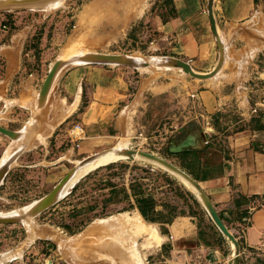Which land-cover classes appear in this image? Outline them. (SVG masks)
<instances>
[{
  "label": "crops",
  "instance_id": "crops-1",
  "mask_svg": "<svg viewBox=\"0 0 264 264\" xmlns=\"http://www.w3.org/2000/svg\"><path fill=\"white\" fill-rule=\"evenodd\" d=\"M208 1L170 0L169 7L143 13L139 28L135 24L131 28L130 48L106 53L155 62L176 58L197 73L211 72L219 59V47ZM212 17L223 51L221 68L213 77L195 79L180 69L154 65L135 69L80 63L57 74L54 89L41 106L38 93L48 72L49 51H43L45 43L40 60L30 51L22 56L23 46L33 34L34 20L26 21L0 45V111L8 115L11 130L22 131L31 124L36 140L43 128L53 124L45 139L54 136L56 146L63 142L75 145L79 154L107 145L123 148L125 137L127 143L140 140L148 127L146 117L156 114L155 110L160 135L190 123L201 126L203 132L208 125L219 134L225 131L214 121L219 119L227 127L222 146L226 167L222 174L199 185L230 233L242 241L238 264H264V0H213ZM12 19L15 25L23 21L16 14ZM7 30V26L2 29L0 37ZM75 124L83 130L78 141L69 134ZM230 125L239 128L229 131ZM185 129L188 132L181 141L192 136L193 149H203L207 136ZM61 155L66 161L71 156L68 150ZM65 163L60 169L62 177ZM129 184L124 186L127 192ZM238 196L248 200L245 224L234 219L233 200ZM204 216L211 239H204L188 216H178L165 225L173 238L167 264H227L232 244Z\"/></svg>",
  "mask_w": 264,
  "mask_h": 264
},
{
  "label": "rangeland",
  "instance_id": "rangeland-1",
  "mask_svg": "<svg viewBox=\"0 0 264 264\" xmlns=\"http://www.w3.org/2000/svg\"><path fill=\"white\" fill-rule=\"evenodd\" d=\"M94 1L96 0H63L54 9L46 7L38 10L2 11L0 33L2 34L3 24L8 30L0 37V45L6 42L12 30H18L26 21L34 20L33 34L25 42L22 56L30 51L40 60L42 44L46 43L47 46L43 49L45 53L49 51L45 61L48 65L46 70H49L54 61L62 60L64 64L61 71L65 67L80 64V57L88 59L98 55L116 56L106 52L129 49V43L133 40L131 28L134 24L139 28L143 13L148 15L163 5L169 7L170 0ZM153 1V6H150ZM126 3L129 6L126 7ZM14 14L23 19L19 25H15V20L12 19ZM69 41V53L66 52L67 55L65 53L64 56L63 52ZM117 59L120 60L119 57ZM143 60L148 63L152 61ZM34 68L38 70L33 67L32 71ZM53 89L54 87L49 95ZM155 111L156 114L146 117L148 129H143L140 140L136 138L127 143L128 138L125 137L122 141L123 148H118V144L107 145L88 154H79L77 147L68 142L56 146L54 136L45 139L53 124H48L41 130L37 140L34 138L36 142L33 134L28 139L23 137L20 140H11L0 134V164L8 154L19 146H24L0 184V216L21 213L44 197L63 175L60 169L66 160L61 154L67 150L71 156L66 158L69 160L65 163L66 173L74 167L78 171V179L64 188L60 199L49 209L29 220L0 224V255H6L0 259V264H167L173 238L165 225L172 216L191 217L194 227L203 233L204 239H211L212 234L204 215L209 219L210 216L188 181L174 173L139 157L130 160L126 154L121 153L124 156L121 159L81 174L82 169L88 166L87 160L90 157L109 150L120 151L121 148L153 154L183 171L185 163L177 155L180 153H172L170 149L181 142L182 136L186 134L184 128L195 133L202 128L196 123H190L180 127L177 132L162 131L163 134L160 135L158 128L156 129L158 110ZM7 118L4 110L3 113L0 111V125L9 129L11 122ZM215 120L217 125L220 124L218 127L225 128V131L223 129L219 134L213 133L208 125L206 132L201 131L207 136L206 142L210 145L202 155L203 163L215 164L223 160L218 150L224 145L227 127L219 119L214 118ZM224 120L226 123V118ZM236 128L239 126L230 125L229 131ZM193 150L203 151L204 148L186 151ZM145 170L151 171L153 178L157 180L155 184H151L149 178L143 179L146 184L144 187L152 188L158 200L156 212L149 213L147 219L139 213L124 187L126 182L129 184L132 181V176H144ZM210 221L214 225L211 219ZM78 222L84 224L75 233H70L63 227L67 225L74 229ZM214 227L217 229L215 225ZM219 233L221 234L220 231Z\"/></svg>",
  "mask_w": 264,
  "mask_h": 264
},
{
  "label": "water",
  "instance_id": "water-1",
  "mask_svg": "<svg viewBox=\"0 0 264 264\" xmlns=\"http://www.w3.org/2000/svg\"><path fill=\"white\" fill-rule=\"evenodd\" d=\"M55 1L57 0H0V12L2 11L12 12V11H22V10H32V9L38 10V9L46 8L47 6H51L52 4L55 3ZM212 4H213V0H209L207 4V12L210 18V23L213 29V34L217 38V44L219 47V59L214 69L207 74H200V73L195 72L187 62L176 59V58H161L155 63L150 64L141 58H134V57H128L125 55L116 54V56L98 55V56L91 57L88 59L80 57L81 62L79 63L127 66V67H131L135 69L148 68L150 67V65H154V66L161 67V68L180 69L183 73L195 79L202 80V79L211 78L220 70L222 61H223V51H222L221 44L218 40L214 20L212 17ZM108 57H112V59ZM117 57H119L120 60L116 59ZM63 64L64 62L62 60H56L50 66L47 72V75L38 93V105L39 106H41L43 102L45 101L53 85V82L57 74L59 73L60 69L62 68ZM31 127H32L31 124H29V126L22 131H14V130L7 129L0 125V134L8 137L11 140H20L23 137L25 139H28V136L31 137L30 135H32ZM25 134L27 135L26 137H25ZM192 146H193V137L188 136L186 139L181 141L178 145L172 147L170 151L172 153H182L186 150L193 149ZM23 147L24 146L21 145L15 151L8 154L5 157V159L2 161V163L0 164V184L2 180L4 179L6 173L8 172L11 164L22 153ZM194 149H197V148L195 147ZM123 152L126 154V157L129 158L130 160H134L136 157H139L140 159L146 160L150 163L160 166L174 173L178 177L183 178L186 181H188V183L193 187L195 195L198 197V199L200 200V202L206 209L214 225L221 232V234L224 237H226L233 245L234 252L232 256L230 257V259L228 260L227 264H238L239 256H240V245L238 241L236 240L234 235L230 233V231L227 229L226 225L220 218L218 212L214 208L212 202L210 201L208 196L204 193V191L201 189L200 185L196 181H194L190 176H188L182 170L178 169L173 164L153 154L143 152V151L131 150V149L123 150ZM74 170H75V167L70 169L44 197H42L38 201L29 205L21 213H18L15 215L0 216V224H15L18 222L29 220L31 218L38 216L45 210L49 209L60 199L61 189L66 184L70 176L74 173Z\"/></svg>",
  "mask_w": 264,
  "mask_h": 264
},
{
  "label": "trees",
  "instance_id": "trees-1",
  "mask_svg": "<svg viewBox=\"0 0 264 264\" xmlns=\"http://www.w3.org/2000/svg\"><path fill=\"white\" fill-rule=\"evenodd\" d=\"M184 131L187 132V129L184 128ZM210 148V145L208 143L205 145L203 151H184L180 154H177L178 156L182 157V160L184 161V165L182 166L183 171H185L192 179H194L197 182L205 181L211 178H214L224 172V168L226 167V163H223V160H226V155L223 152V148H219V153L222 155L223 158L222 161H219L218 163L211 164V163H203L202 162V155L204 151H207ZM149 178L151 181V184H155L156 178H153V174L149 170L144 171V176L139 177H133L132 181L129 184V194L127 193L128 197H131L134 202L135 206L138 209L139 213L142 215L144 219H147V216L149 213L156 212V205L158 203V200L155 198L154 192L152 191V188L150 187L145 188L143 183V179ZM155 191V190H154ZM248 200L243 196H238L233 200L234 206L236 208V214L234 215V219L238 221L239 223L245 224L246 220L244 218L247 215L246 209L244 208L246 202ZM196 203V201H195ZM75 212V211H73ZM220 218L223 221V218L221 215H219ZM175 218V216H172L170 218V222ZM168 222V223H170ZM84 223H76V228H71L72 226L64 225L63 227L70 233H75L78 230L81 229L82 225ZM239 244H241V239H238Z\"/></svg>",
  "mask_w": 264,
  "mask_h": 264
},
{
  "label": "bare ground",
  "instance_id": "bare-ground-1",
  "mask_svg": "<svg viewBox=\"0 0 264 264\" xmlns=\"http://www.w3.org/2000/svg\"><path fill=\"white\" fill-rule=\"evenodd\" d=\"M63 0H57V1H55V3L54 4H52V6H47V8L46 9H51V8H55V7H57L58 5H60L61 4V2H62ZM129 0H127V2H128ZM128 4H130V2L128 3ZM127 3H126V7L127 6H129ZM65 48H67V49H65L66 51L67 50H69L68 49V47L66 46ZM70 48V47H69ZM64 53H66V52H64ZM67 53H69V52H67ZM67 53H66V55H67ZM65 54H64V56H66ZM103 56H113V55H103ZM93 57H95V56H93ZM88 58H91V57H88ZM108 58H111L112 59V57H108ZM117 59V58H116ZM120 59V58H119ZM150 63H155V62H150ZM47 75V74H46ZM46 77V76H45ZM45 79V78H44ZM44 81V80H43ZM48 99V98H47ZM45 102V101H44ZM120 148V147H119ZM122 149V148H121ZM120 149V151L118 150V151H113V150H109V151H105V152H103L102 154H99V155H96L95 157L93 156V157H90L87 161H88V166L86 167H84V169H82V171H81V174H84L85 172H87V171H89V170H93V169H95L96 167H98V166H100V165H103V164H106V163H109V162H114V161H117L118 159H121L122 157H124V156H121L122 154L121 153H123V154H125L124 152H123V150H121ZM87 163V162H86ZM80 165H78V167H79ZM77 168V167H76ZM76 172H78L77 171V169H75L74 170V173L70 176V178L68 179V181L66 182V184L62 187V189H61V192H60V194L63 192V190H64V188L66 187V186H70L71 184H73L75 181H76V179H78V173H76ZM80 174V173H79ZM5 216H7V215H5ZM35 233V232H34ZM113 240V239H112ZM30 242V241H29ZM6 255H0V259L1 258H3V257H5Z\"/></svg>",
  "mask_w": 264,
  "mask_h": 264
},
{
  "label": "built area",
  "instance_id": "built-area-1",
  "mask_svg": "<svg viewBox=\"0 0 264 264\" xmlns=\"http://www.w3.org/2000/svg\"><path fill=\"white\" fill-rule=\"evenodd\" d=\"M5 28H6V26L3 25L2 29H5ZM69 134H70V137L72 139L78 141V140L82 139V137H83V130L79 124H75L71 127ZM144 139H146V138H144ZM143 143H145V142L143 141Z\"/></svg>",
  "mask_w": 264,
  "mask_h": 264
}]
</instances>
